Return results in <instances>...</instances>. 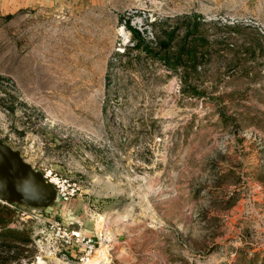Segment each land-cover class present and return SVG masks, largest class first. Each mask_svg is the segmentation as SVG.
Instances as JSON below:
<instances>
[{
  "label": "rangeland",
  "instance_id": "374dc122",
  "mask_svg": "<svg viewBox=\"0 0 264 264\" xmlns=\"http://www.w3.org/2000/svg\"><path fill=\"white\" fill-rule=\"evenodd\" d=\"M184 13L227 44L196 84L118 60ZM0 76V139L72 192L16 206L28 264H264V0H0Z\"/></svg>",
  "mask_w": 264,
  "mask_h": 264
},
{
  "label": "trees",
  "instance_id": "16d2710c",
  "mask_svg": "<svg viewBox=\"0 0 264 264\" xmlns=\"http://www.w3.org/2000/svg\"><path fill=\"white\" fill-rule=\"evenodd\" d=\"M124 25L129 32V42L117 52L118 60L141 68L148 61H155L178 71L182 89L184 85L196 84L203 67L227 45L217 28L206 27V22L195 13L151 20L150 36L129 24ZM195 89L192 87L191 92L196 93ZM0 106L12 109L2 103ZM17 217L14 207L0 201V264H28L34 257L36 247L30 234V222L24 220L19 226L10 225Z\"/></svg>",
  "mask_w": 264,
  "mask_h": 264
},
{
  "label": "water",
  "instance_id": "95a60500",
  "mask_svg": "<svg viewBox=\"0 0 264 264\" xmlns=\"http://www.w3.org/2000/svg\"><path fill=\"white\" fill-rule=\"evenodd\" d=\"M57 200L55 187L42 171L0 139V201L41 208L52 206Z\"/></svg>",
  "mask_w": 264,
  "mask_h": 264
},
{
  "label": "built area",
  "instance_id": "2783aa9c",
  "mask_svg": "<svg viewBox=\"0 0 264 264\" xmlns=\"http://www.w3.org/2000/svg\"><path fill=\"white\" fill-rule=\"evenodd\" d=\"M43 176L55 187L58 195V200H60L61 202H65L69 199L72 192L71 190L67 189L68 182L66 181L65 178H62L60 176L49 177L46 173H43ZM7 204H9L14 208H16V206H19L31 212L38 209L37 207L16 204V203H7ZM24 212L25 210H21L20 213H24ZM55 234L63 238V241L65 242L66 245H71L73 243L79 245L82 248L84 254H88L94 249V240L93 237L90 235H81L75 231H66L63 228H60L59 224H56Z\"/></svg>",
  "mask_w": 264,
  "mask_h": 264
}]
</instances>
